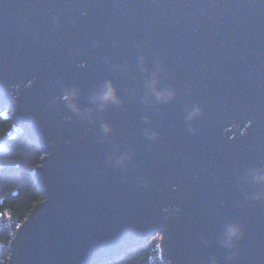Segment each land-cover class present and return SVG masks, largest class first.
Returning <instances> with one entry per match:
<instances>
[{"label":"water","instance_id":"obj_1","mask_svg":"<svg viewBox=\"0 0 264 264\" xmlns=\"http://www.w3.org/2000/svg\"><path fill=\"white\" fill-rule=\"evenodd\" d=\"M0 107L44 152L6 264H264V0H0Z\"/></svg>","mask_w":264,"mask_h":264},{"label":"trees","instance_id":"obj_2","mask_svg":"<svg viewBox=\"0 0 264 264\" xmlns=\"http://www.w3.org/2000/svg\"><path fill=\"white\" fill-rule=\"evenodd\" d=\"M11 111L0 107V138L14 124ZM43 154L42 146L28 138L26 133L11 140L9 150L0 153V210L7 211L21 222L34 204L43 198L35 176ZM157 236L102 264H166L161 255L160 234Z\"/></svg>","mask_w":264,"mask_h":264},{"label":"clouds","instance_id":"obj_3","mask_svg":"<svg viewBox=\"0 0 264 264\" xmlns=\"http://www.w3.org/2000/svg\"><path fill=\"white\" fill-rule=\"evenodd\" d=\"M145 87L148 92L154 96L157 100L164 101L166 99H170L172 96V92L170 90H162L159 88L158 80L153 75L149 80L145 82ZM77 97V93L75 90H68L65 94V98L72 101L69 103V107L75 111H79L78 104L75 103V99ZM94 102L98 103V105L103 108L105 105H119L121 103L120 96L118 94V90L114 86L111 81L104 82L103 85L100 86L98 91L94 93ZM199 111V109H195L192 114ZM104 131L107 132V126L104 127ZM258 182H264V173H256L255 176ZM257 199L262 198V194L256 195ZM241 233V229L238 225L228 224L225 227L223 233V243L225 246H229L235 239H238Z\"/></svg>","mask_w":264,"mask_h":264},{"label":"built area","instance_id":"obj_4","mask_svg":"<svg viewBox=\"0 0 264 264\" xmlns=\"http://www.w3.org/2000/svg\"><path fill=\"white\" fill-rule=\"evenodd\" d=\"M21 223L7 211L0 210V264H6L10 259V241Z\"/></svg>","mask_w":264,"mask_h":264},{"label":"rangeland","instance_id":"obj_5","mask_svg":"<svg viewBox=\"0 0 264 264\" xmlns=\"http://www.w3.org/2000/svg\"><path fill=\"white\" fill-rule=\"evenodd\" d=\"M8 109H10V108H8ZM10 110H11V109H10ZM158 236H159V235H158ZM158 236H157V234H156V235H154L153 237H158ZM153 237H152V238H153ZM166 264H167V263H166Z\"/></svg>","mask_w":264,"mask_h":264}]
</instances>
